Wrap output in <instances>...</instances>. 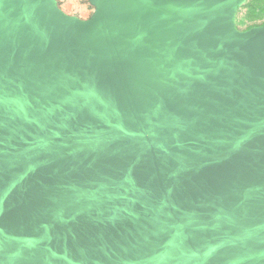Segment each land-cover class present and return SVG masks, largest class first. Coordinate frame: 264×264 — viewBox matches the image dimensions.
<instances>
[{
  "label": "water",
  "instance_id": "1",
  "mask_svg": "<svg viewBox=\"0 0 264 264\" xmlns=\"http://www.w3.org/2000/svg\"><path fill=\"white\" fill-rule=\"evenodd\" d=\"M237 0H0V264H264V26Z\"/></svg>",
  "mask_w": 264,
  "mask_h": 264
},
{
  "label": "rangeland",
  "instance_id": "2",
  "mask_svg": "<svg viewBox=\"0 0 264 264\" xmlns=\"http://www.w3.org/2000/svg\"><path fill=\"white\" fill-rule=\"evenodd\" d=\"M232 23L239 32L264 26V0H237Z\"/></svg>",
  "mask_w": 264,
  "mask_h": 264
},
{
  "label": "crops",
  "instance_id": "3",
  "mask_svg": "<svg viewBox=\"0 0 264 264\" xmlns=\"http://www.w3.org/2000/svg\"><path fill=\"white\" fill-rule=\"evenodd\" d=\"M53 7L68 19L89 22L97 9L96 0H49Z\"/></svg>",
  "mask_w": 264,
  "mask_h": 264
}]
</instances>
